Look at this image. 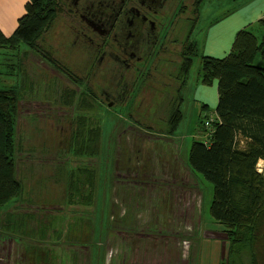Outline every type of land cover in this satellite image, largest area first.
Instances as JSON below:
<instances>
[{"label": "rangeland", "instance_id": "rangeland-1", "mask_svg": "<svg viewBox=\"0 0 264 264\" xmlns=\"http://www.w3.org/2000/svg\"><path fill=\"white\" fill-rule=\"evenodd\" d=\"M243 1L213 0L202 4L201 15L196 23V34L200 43L201 55H216L215 58L219 59L227 56V54H224V51L229 47L228 39L232 33V30L228 31L227 29L235 19L233 13L243 10L245 7L242 5ZM59 2L63 10L60 11V16L53 28L39 41V48L31 49L27 45L21 44L16 49H0V89L15 88L19 102L21 100V106L17 109L15 120H17L16 136L20 146V156L17 161L19 177L23 183L22 193L30 191V188L33 186L32 183L37 181V179L39 180L41 176L34 179L37 172L41 173L42 176L46 175L48 180L45 181V184H47V187H52L51 184L54 183V180L49 178V176H52L55 171L57 159L64 158V156L68 157L65 149H68L69 146L71 147V144L75 146L71 149V152L76 150V147L79 151L80 147L78 145H83L76 142L72 143L70 136H83L84 134V136H90L93 134L90 130L93 126L94 130H98L99 135L105 134L104 136L107 138L104 141V155L109 153L108 141L111 143V149H115L116 147V138L107 137L108 135H117L119 133L129 135L136 133H158L157 135H163L160 133H169L170 126L167 123L165 125L163 122H165L164 118L167 117V113L169 115V110L172 107V104L169 102L171 95L165 94L158 87L165 86L167 81L175 82L177 87L180 84L178 80L171 76H168L164 82L158 80L159 76L153 75L149 76V78L144 75L145 78L139 79L133 71L132 78L127 79L124 77L123 83H133L134 77L136 83L139 81V86L145 85L147 81L152 82V84H149L151 86L147 85L145 87L143 90L145 93L141 94L140 98L134 97L135 103L132 104L131 111H135L137 117L134 113L132 115L129 114L128 106L126 107L125 105V108H123V105L116 106L122 103L117 102V104L115 102V104L109 106L112 101L107 102L101 98L99 91L102 85L100 82H97L95 87H93L90 83V75L86 76L85 74L86 63H83L85 57L83 55L82 57H78L75 51L70 54L66 48L60 46L63 41L71 43L70 40L72 39L74 28H77L76 31H80L78 29H82L86 33L88 31L80 26L75 27V23L71 22L72 17L69 13V3L67 0H59ZM189 17V15L183 17L184 26L180 30L175 31V36L181 35L182 38L186 31L190 29L191 22H188ZM241 21L243 26L247 25V19ZM71 26H73L72 30ZM245 27L257 32L259 35L262 33L260 25ZM220 28L222 29L220 30ZM3 33L7 35L5 32ZM73 39L80 41L76 35ZM205 44L207 45L206 51L203 49ZM216 44L219 46V49L215 46ZM210 48L216 50L215 54H213ZM45 55L47 56L45 57ZM51 57L55 60L54 64L49 62ZM255 64L264 65V62L257 60ZM77 65L82 69H77ZM172 66L170 64L166 69L169 72L173 70L177 71ZM142 71L143 69L139 71L140 75ZM200 71L201 57H197L194 59L190 78L187 81L188 84L183 91L185 100L180 107L183 120L173 134L175 140H178L177 146L180 147V157L184 163L189 160L190 147L195 140L194 136L198 134L201 139L204 136V143H211L215 132L214 124L218 122L216 120V109L210 106H208L209 110L203 114L207 118L199 119V113L204 104L203 101L200 102L198 100V96L201 95V86H204L201 83ZM214 90L216 89L210 88L213 99L216 101L217 93L213 94ZM156 100L158 101V105L155 104ZM25 101L31 102V106L24 105ZM50 115H52L51 118H49ZM147 115L151 116L152 119L150 118L142 122L136 121V118H146ZM78 119L79 122L77 123ZM80 121L83 123L81 131H79ZM140 123L144 126H140ZM147 125L150 127L146 129ZM64 138L68 139L70 144L64 142ZM241 144V147H247V142ZM43 150L53 154L51 157L46 156L39 161L35 159V165H44L48 169L46 171H40V168L31 164L29 165L30 162H28L29 158L33 159L36 153ZM82 158L74 157V159H71V165L73 167L75 165L78 167L86 166L92 160L91 158H88L89 160H81ZM109 160L110 163L107 164L104 171L102 170V166L100 167V164H96L95 160L94 165L97 169H95L94 178H96V172H99V176L103 173L104 177L108 178L107 181L112 183L120 182V178L123 176L127 180L133 177V175L125 176L122 173L117 174L111 169L115 155L109 154ZM101 161L103 164L106 163L105 159H101ZM61 162L65 161L61 160ZM257 168L258 172L264 176V160L258 163ZM166 173L158 172V174L151 176L149 185L141 187L139 193L140 195H148L146 197L148 199L157 200L158 204H162V208H165L167 212L169 211L165 215L172 219L173 223L170 225L172 229L169 232L156 234V236H153L154 239L138 238L132 235H124V238H118L116 236L119 228L114 224V228L110 230L114 233H108L106 228L102 234L98 233L102 237H106L109 234L108 240L91 237V242L89 239L90 230L84 229L83 234H78V236L80 238L88 237L87 243L89 248L85 250L83 246H80L83 244H79L75 252L66 249L68 254L71 253V255L77 257V264H220L225 259L231 246L226 231L223 230L220 224L212 220L210 214V207L214 198L213 185L206 181L201 174L196 173V175H192L195 180L194 182L190 181L194 188L193 200L184 194L178 198L173 196L172 210H170V201L165 200L164 192L161 191V188H164L165 184L166 186L174 184L177 179L174 177L175 174L169 175V172ZM79 174L81 177H84V173ZM98 178L99 183H101L102 178ZM73 182L77 185L82 184L79 177L74 179ZM173 188L174 186H172L171 190ZM52 190L55 191L53 188ZM62 192L65 193L61 190ZM25 196L28 198L29 194ZM25 196L22 197L21 201L18 200L19 203H13L11 207L0 210V229L7 226L8 220L19 222L20 225L16 224L13 228L8 226L6 230L17 229L18 226L25 227L26 223L24 220L27 219L23 218H28L26 214L31 212L25 202ZM137 200L136 194L132 192L129 200L126 201V205L121 209H127V211L138 209L142 216H149L150 214L157 216L158 213L154 215V209H151L152 206H145L146 208L142 206L139 208L133 207ZM20 202L25 203L22 205ZM41 205L48 204L44 203ZM41 205L34 207L31 205V210L36 209V211L39 210L41 213L49 212L48 219L51 216H55L53 220L56 221V224H60L65 219L67 220V216L74 218V214H76V210L70 207H68L70 212H67V208L62 205L52 207ZM153 206L156 207V205ZM99 210L100 208L95 212ZM6 212H9L8 217L3 218L1 222L2 215ZM10 212H15L20 216H16ZM147 225L148 223H142L137 227L141 229ZM65 228L66 226L63 229ZM5 241H8V239L0 235V264H18L17 262L14 263L13 259H9L8 254L5 253V249L8 252L10 251ZM17 244L21 246L27 245L21 241L17 242ZM90 244H92L91 247ZM65 247L74 249L72 246ZM32 254L31 251L28 252L30 259H32ZM60 258L61 256L58 253L53 252L49 264H65L64 260L61 261Z\"/></svg>", "mask_w": 264, "mask_h": 264}, {"label": "trees", "instance_id": "trees-1", "mask_svg": "<svg viewBox=\"0 0 264 264\" xmlns=\"http://www.w3.org/2000/svg\"><path fill=\"white\" fill-rule=\"evenodd\" d=\"M206 1L213 0L194 3L197 17L191 21L186 36L188 58L183 59L178 71L180 102L184 99L181 88L189 80L194 59L198 57L199 43L193 36L201 5ZM62 10L59 0H28L26 13L19 19L16 30L9 36L0 30V49H16L21 44L39 48V41L53 28ZM188 10L189 5H183L179 11ZM259 25L261 35L249 29L240 30L225 58L201 57V83L208 87L217 85L219 121L214 124L211 143L192 144L188 162L194 172L214 187L210 214L226 231L231 246L220 264H264V176L257 168L264 160V65L255 64L257 60L264 62V17ZM49 62L54 64L55 60L51 57ZM15 91L11 87L0 89V210L23 191L15 120L21 100ZM172 106L167 113L170 135L183 119L180 108ZM201 109L203 115L209 107L205 104ZM204 118L207 117H201ZM93 127L92 135H99ZM82 128L80 121L79 131ZM244 142L246 148L241 147Z\"/></svg>", "mask_w": 264, "mask_h": 264}, {"label": "crops", "instance_id": "crops-1", "mask_svg": "<svg viewBox=\"0 0 264 264\" xmlns=\"http://www.w3.org/2000/svg\"><path fill=\"white\" fill-rule=\"evenodd\" d=\"M27 1L28 0H0L1 31L5 32L7 35H11L14 30H16L19 19L26 13ZM250 1L253 2L250 3ZM242 3L245 7L243 10L236 12L237 14L235 12L233 13V17H235V19L227 29L228 31L232 30L230 38L228 39L229 47L224 51V54L227 55L231 50V44H233L232 41H234L233 38H235L234 36H236L240 30L248 28L245 26L251 27L253 25H259V21L264 17V0H244ZM244 19H247V25L245 26L241 24V20ZM221 29L222 28H220V30ZM193 38L197 39L196 31L194 32ZM206 46V44L203 46L204 51H206ZM215 46L219 49L217 44ZM197 48L198 57H202L200 53V43L197 44ZM210 49L213 54H215L216 50L213 48ZM141 78H145L144 74L140 75L139 79ZM187 84L188 83L181 88V94H183ZM210 88L216 89L214 90L215 92H213V94L217 93L216 101L213 99ZM143 90L141 87L137 90L135 89L132 93L131 102L129 104L123 103V108H125V105L126 107H129V114L132 104L135 103L134 97L136 96L137 98H140L142 96L141 94L145 93ZM200 92L201 95L198 96V100L200 102H204L203 106L207 104L211 108L214 107V109H216L219 101L217 85L215 84L213 87L201 86ZM183 98L184 101V95ZM183 101H179L178 93L173 100L171 98L169 100L171 104L177 106V109L181 107ZM201 111L202 109L199 113L200 120L201 117L204 116L201 115ZM131 113L133 114L132 111ZM167 118L168 115L164 118L165 122L163 123L165 125L167 123ZM216 120L219 121L218 115ZM180 124L181 123L178 125ZM140 126L144 125L140 123ZM147 127L149 128L150 126L147 125ZM142 129L144 130V128ZM157 134L158 133H136L134 135H129L119 133L117 135H108L107 137L116 138L115 140H117V142H115V149H111V143L108 141L109 153L106 155H104L103 152L104 141L107 140L104 136L105 134L79 137L75 136L76 138L75 140L72 139V143L76 142L83 145H80L79 151L76 147V150L71 152V149L75 147L72 144L71 147L69 146L68 149H65L68 157L64 156V158L57 159L55 171L53 170L54 173L51 176L55 182L56 195L51 197L50 192H48L45 195V199L43 198V194L49 190V187L45 184L42 174L37 172L34 179H37L38 176H41L42 178L40 177L41 179L39 178V180L37 179V181L32 183L33 186L30 188V191L23 192L21 197L16 198L7 204L6 207H11L13 203L18 202V200L21 201L23 196L29 194L28 198L25 196V202L31 212L26 214L28 218H23L27 219L24 220L26 223L25 227L18 226L17 229L6 230L8 226L13 228L16 224L20 225L19 222L8 220L7 226L0 229V235L8 239L5 243L9 246L10 251L8 252L5 249V253L8 254L9 259H13L14 263L17 262L18 264H49L50 257L54 252L61 256L60 259L61 261L64 260L65 264H77V257L71 255V253L68 254L66 249L73 250V252H75L76 247L79 244H83L80 246H83L85 250L89 248L87 243L88 237L82 239L78 236V234H83L84 229L90 230V242L92 238L96 237L108 240L109 234L106 235V237H102L99 236L98 233L100 232V234H102L105 228L108 233H114L110 230H112L115 225L119 228V232L116 236L118 238H124V235H132L138 238H150V236H156V234L161 232H169L172 229L170 225L173 223L172 219L165 215L168 214L169 211L167 212L165 208H162V204H158L157 200L155 201V199L151 200L146 198L148 195H140L139 190L141 187H144V185H149L151 176L158 174V172L164 174L169 172V175L175 174L174 177L177 179L176 182L167 186L165 184L164 188H161V191L164 192L165 200L170 201L169 209L172 210L171 204L175 196L178 198L180 195L184 194L189 196V199L194 197V188L190 181H195L192 175H196L197 172H194L192 168H190L188 161L184 163L181 160L180 147L177 146L178 140H175L173 134ZM194 139L195 140L192 144L194 142L204 143V136H202L201 139L197 134L194 136ZM64 140V142L70 144L68 139L64 138ZM52 154L53 153L46 150L40 151L36 153V156L33 159L29 158V165L31 164L37 166L40 168V171H46L48 169H46L44 165H35V159L39 161L46 156L51 157ZM109 154L115 155V160L113 161V167L111 169H113L117 174L122 173L125 176L133 175V177H130V179L127 180L124 179L123 176L120 178V182L112 183L107 181L108 178L106 179L103 173L99 176V172H96V178H94L95 169H97L94 165L95 160L96 164H100V167L102 166V170L104 171L107 164L110 163ZM74 157H84L81 160H89L88 158H91L92 163L90 162L89 165L85 164L86 166L78 167L75 165L73 167V165H71V159H74ZM101 159H105L106 163L103 164ZM45 160L47 161V159ZM61 160H64L65 162H61ZM79 173H84V177H81ZM77 177H79L82 184L77 185L73 182V180L77 179ZM98 177L102 178L101 183H99ZM59 182H63L66 187H59ZM172 186H174V188L171 190ZM61 190L65 193H61ZM132 192L136 194L138 199L133 207L136 206L139 208L142 206L143 208H146L145 206H152L151 209H154V215L158 213L157 216H153L152 214L149 216H142L138 209L129 211H127V209H121L126 205V201L129 200ZM25 202L20 203L24 205ZM63 202H65V204H63ZM44 203L48 205H41ZM31 205L33 207L37 205L45 207L62 205L67 208V212H70L68 207L75 209L76 214H74V218L67 216V220L65 219L61 221L60 224H56V221L53 220L55 216H51L48 219L49 212L46 211L41 213L39 210L36 211V209L31 210ZM153 205H156V207ZM98 208H100V210L95 212ZM8 213L9 212H6L2 215L1 222L3 221V218L8 217ZM10 213L20 216L15 212ZM142 223H148V225L145 228L139 229L137 226ZM64 226H66L65 229H63ZM20 241L25 242L27 245H18L17 242ZM91 245L92 244H90V247ZM65 246H72L74 249ZM30 251L33 253L32 259L28 256V252Z\"/></svg>", "mask_w": 264, "mask_h": 264}, {"label": "flooded vegetation", "instance_id": "flooded-vegetation-1", "mask_svg": "<svg viewBox=\"0 0 264 264\" xmlns=\"http://www.w3.org/2000/svg\"><path fill=\"white\" fill-rule=\"evenodd\" d=\"M67 1L71 22L75 23V27L85 28L88 33L82 29L76 31L77 28H74L71 43L63 41L60 46L66 48L70 54L75 51L78 57L82 55L85 57L83 63H86V76L90 75V83L93 87L100 82L101 98L107 102L112 101L110 105L115 102L122 103H117L118 106L123 103L129 104L135 89L141 87L143 90L145 85L147 87L152 84L147 81L145 85L139 86V81L136 83L135 77L133 83H123L124 77L131 79L134 73L139 78V71L142 69L141 74L146 75L147 78L152 75L159 76L158 80L162 82L168 76L179 79V68L183 59L188 58L185 48L186 36L190 30H187L182 38L181 35L175 36V31L184 26L185 15L190 16L188 22L196 19L195 0ZM183 5H189L186 13L179 11ZM75 35L80 41L73 39ZM167 64H172L177 71L172 69L173 71L169 72L166 69ZM76 68L82 69L79 65ZM158 88L165 94H170L172 100L177 93L179 96V86L177 87L175 82L167 81L165 86ZM157 102L156 100V105ZM30 103L25 101L24 105ZM133 113L137 117L135 111ZM51 117L52 115L49 116ZM150 118L151 116L147 115L146 118H136V121L141 122ZM75 136L79 137L72 135L70 139L76 138ZM42 177L45 181L48 180L46 175ZM49 178L53 179L51 176ZM58 184L59 187H66L63 182ZM51 185L52 187L43 194L44 199L48 192L51 197L56 195L55 182ZM150 238L154 239L151 236Z\"/></svg>", "mask_w": 264, "mask_h": 264}, {"label": "water", "instance_id": "water-1", "mask_svg": "<svg viewBox=\"0 0 264 264\" xmlns=\"http://www.w3.org/2000/svg\"><path fill=\"white\" fill-rule=\"evenodd\" d=\"M109 106H112V105H109Z\"/></svg>", "mask_w": 264, "mask_h": 264}]
</instances>
